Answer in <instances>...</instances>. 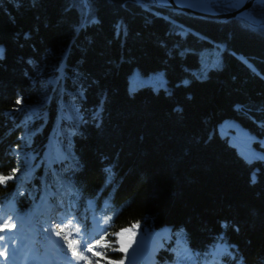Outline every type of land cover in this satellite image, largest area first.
Returning <instances> with one entry per match:
<instances>
[{
    "label": "trees",
    "instance_id": "trees-1",
    "mask_svg": "<svg viewBox=\"0 0 264 264\" xmlns=\"http://www.w3.org/2000/svg\"><path fill=\"white\" fill-rule=\"evenodd\" d=\"M215 47L222 65L199 76ZM0 51V205L32 210L62 177L76 217L88 226L92 201L110 225L103 264L126 262L114 236L137 225L264 264V161L219 131L233 120L264 136V28L151 0H0ZM135 70L167 85L131 88Z\"/></svg>",
    "mask_w": 264,
    "mask_h": 264
},
{
    "label": "rangeland",
    "instance_id": "rangeland-1",
    "mask_svg": "<svg viewBox=\"0 0 264 264\" xmlns=\"http://www.w3.org/2000/svg\"><path fill=\"white\" fill-rule=\"evenodd\" d=\"M151 1L154 3V0H151ZM227 1H229V4L235 3L236 9L240 4L236 0H213L212 6L214 7L215 5L222 4V3L227 5ZM256 7H259V10H262L264 12V5H256L251 9V11L249 12V15L251 16V18L256 19L255 22L256 21L262 22L258 20L257 18H255L252 14V11H254V8ZM208 50H205L202 53L203 64L198 71L199 73L198 75L201 77L202 76L205 77L207 74V70H209L211 67H220L222 65V62L220 60L221 59L220 49L215 47L213 51L211 50L208 52ZM56 82L57 80L55 77H50L48 79V84L50 85H55ZM143 83L152 85L153 87H155V89H158L161 86L164 87L167 85L165 72L159 71V72L152 73L149 76H143L142 74L139 73L138 70H135V72L130 77V87L134 88L135 86H138ZM68 108H69L68 111L70 113V116L73 117L75 122L76 121L79 122L82 120L81 116L78 114V108L73 107L72 105H68ZM219 131L221 134L228 136V138L231 141H233L234 144L238 146L240 151H244L248 153L247 156L257 157L264 161V136L259 137L255 135L254 133L245 129L243 126L239 125L236 121H233V120L229 122H225L223 125H221L219 127ZM67 138L70 140L71 139L70 135H68ZM254 143H258L261 148L254 146ZM63 148H64V153L72 158L73 155H72L71 150L67 146ZM58 159L62 160V158L60 157V153H58ZM61 194L62 192L52 189L47 194H44L43 201L41 204L42 205L45 204L46 209L53 207L54 210H56V214H60L61 213L60 211L62 210V203H60L59 201L62 196ZM65 194L66 195L69 194L70 196V189L68 187H66ZM48 200L50 201V204L48 203ZM12 212H13L12 210H9L6 212L0 210V219H2L4 216H7V215L13 216ZM41 212L44 214V210L41 211V208H37L34 212L35 213L34 222L38 221L36 225L34 224V222L33 224L29 223V220L31 217L26 221V224H27V227H29L30 236H33V235L37 236L36 233H39L41 236L48 237L49 241L48 243L44 245V249H50L49 247H52L53 245H55V242H53L52 239L50 238H51L52 228L56 227V222L55 224L53 222L48 224V222L50 221V217H53V216H51L50 214H47V215L44 214L46 217L43 218L41 216L42 215ZM64 217L65 216H63V218ZM72 226H73L72 228L76 229L75 224ZM24 229L28 230V228L26 227H24ZM106 230H107V227L105 224H103L102 227H93L92 234L88 236L90 240L88 247L91 248V251H89L88 255L86 253H83V256L85 257L84 260H86L85 264H102L101 260L103 259L104 253L108 251L109 248H111L110 243H112L111 239L107 235ZM74 234L79 236L76 230L74 231ZM122 235L129 237V239L123 240L121 238ZM68 236L69 234H66L64 237L68 238ZM26 242H31V241L27 240ZM133 242H136L138 244V248H137L138 250H136L135 254H132L128 249V246L131 245ZM115 244L117 245L116 253H119L123 258L127 259V264L139 263L141 259L144 258V256L145 258L147 257L148 260L150 261L153 257L155 264H157L156 257L159 254V252L161 250L172 249L170 248L172 244L174 246L173 249H175L173 251V255L175 256V259L177 260V258L179 257L178 256L179 254L177 253V251L186 249V245L184 244L182 240L178 239V240H175L174 242V236H173L171 229H163L160 231H150L148 228H145L141 225L134 226L132 228L123 230L119 232L118 234H116ZM84 247H85V243L66 244L67 249H84ZM220 254L221 255L228 254L227 249L223 248L219 250V255Z\"/></svg>",
    "mask_w": 264,
    "mask_h": 264
},
{
    "label": "water",
    "instance_id": "water-1",
    "mask_svg": "<svg viewBox=\"0 0 264 264\" xmlns=\"http://www.w3.org/2000/svg\"><path fill=\"white\" fill-rule=\"evenodd\" d=\"M192 1H203V0H192ZM236 1L240 3L239 6L235 11H231L228 13H220L216 10H214L213 12H205V11L192 9L187 5H185L184 3H182L181 0H164L163 3L154 0V3L156 6L160 8H165L171 11L188 14L195 17L211 18L223 22L236 19V20L245 21L246 23L258 28H264V23L259 21L255 22L256 19L251 18V16L249 15V12L254 6L264 5V0H236Z\"/></svg>",
    "mask_w": 264,
    "mask_h": 264
},
{
    "label": "bare ground",
    "instance_id": "bare-ground-1",
    "mask_svg": "<svg viewBox=\"0 0 264 264\" xmlns=\"http://www.w3.org/2000/svg\"><path fill=\"white\" fill-rule=\"evenodd\" d=\"M156 1L163 3L164 0H156ZM181 1L182 3H184L185 5H187L188 7L192 9L205 11V12H213L215 10L214 7L212 6L213 0H205V1L204 0L203 1L181 0ZM121 238L123 240L129 239V237H126L125 235H122ZM137 248H138V244L136 242H133L131 245L128 246V249L132 254H135L136 250H138ZM223 248L224 247H217L216 249L221 250ZM186 258L187 256L185 257V259Z\"/></svg>",
    "mask_w": 264,
    "mask_h": 264
},
{
    "label": "snow or ice",
    "instance_id": "snow-or-ice-1",
    "mask_svg": "<svg viewBox=\"0 0 264 264\" xmlns=\"http://www.w3.org/2000/svg\"><path fill=\"white\" fill-rule=\"evenodd\" d=\"M18 102H19V101H18ZM8 178H10V177H0V181H4V180H6V179H8ZM3 227H7V225H3ZM60 231L63 232V231H64V228H61ZM77 231H79V229H77ZM57 235H59V233H57ZM0 239H4V237H0ZM70 243H73V242L70 241ZM89 243H90V242L86 240V242H85V247H84V250H85V251H91V248L88 247V244H89ZM76 254H77V253H76V251L74 250V255H76ZM79 258H80V259H85V257H84L83 255H81Z\"/></svg>",
    "mask_w": 264,
    "mask_h": 264
}]
</instances>
